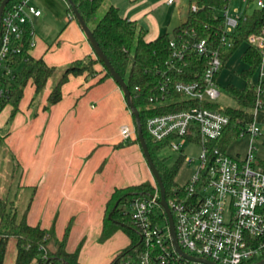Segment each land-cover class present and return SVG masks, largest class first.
Returning <instances> with one entry per match:
<instances>
[{
	"label": "crops",
	"instance_id": "1",
	"mask_svg": "<svg viewBox=\"0 0 264 264\" xmlns=\"http://www.w3.org/2000/svg\"><path fill=\"white\" fill-rule=\"evenodd\" d=\"M175 2L106 0L122 18L145 30L147 42L185 21L187 13L176 10ZM31 3L41 15L30 18L34 46L29 57L57 71L95 58L77 21L68 18L66 0ZM93 70L91 75L69 76L53 105H48V96L54 80L39 93L29 80L17 111L11 115L10 105L0 111V200L17 221L24 217L29 226L50 231L61 242L67 230L64 251L77 253L79 264H109L130 245L126 235L122 243L100 238L109 198L115 190L154 186L155 181L134 141L133 118L120 88L99 64ZM124 126L132 130L128 143L120 137Z\"/></svg>",
	"mask_w": 264,
	"mask_h": 264
},
{
	"label": "built area",
	"instance_id": "2",
	"mask_svg": "<svg viewBox=\"0 0 264 264\" xmlns=\"http://www.w3.org/2000/svg\"><path fill=\"white\" fill-rule=\"evenodd\" d=\"M220 12L223 32L220 48H229L233 35L246 14H238L232 1ZM248 4V0H243ZM175 0H165L172 5ZM255 9L264 12V0H253ZM247 9V7H245ZM192 12L197 8L192 5ZM237 13V14H234ZM41 11L31 0H20L10 8H4L0 18V103L8 96L5 81L14 77L12 59L21 54V41L30 18H37ZM68 18H72L68 14ZM33 32H29L28 51L33 48ZM195 32L184 31L169 41L168 67L181 72L186 65L188 49L206 63L198 82L177 81L161 85L158 94L149 98L152 106L167 103L169 92L181 100L215 103L219 97L217 77L222 60L219 51H208L205 39L195 38ZM247 48L256 49L261 57L259 77L254 86L257 97H264V20L259 32L250 34L243 41ZM27 51V52H28ZM181 67V68H180ZM1 109V108H0ZM262 111L258 98L252 121L246 123L238 138H248V147L240 157H231L218 147L229 117L224 108L193 107L166 114L154 115L145 120V130L151 141L182 154L184 145L199 147L197 158H185L187 163H196L194 172L183 186L173 187L166 204L170 211L179 249L189 258H183L173 248L166 215L159 205V192L147 196H133L127 204L129 215L138 242L115 264H203L199 259L213 264H254L264 254V168L256 157V141L263 142L264 130L256 123V113ZM262 124V123H261ZM263 125V124H262ZM264 126V125H263ZM132 130L120 129L123 142L130 140ZM184 159V156H182ZM162 216L164 219H161Z\"/></svg>",
	"mask_w": 264,
	"mask_h": 264
},
{
	"label": "trees",
	"instance_id": "3",
	"mask_svg": "<svg viewBox=\"0 0 264 264\" xmlns=\"http://www.w3.org/2000/svg\"><path fill=\"white\" fill-rule=\"evenodd\" d=\"M19 1L10 0L5 8L8 9ZM252 1L248 0L247 3L250 4ZM71 2L84 23L91 30L94 40L107 58L113 71L122 78L129 90L130 100L139 114L143 139L164 187L165 199L167 200L170 190L176 186L173 179L179 168V162L172 167H168L163 160L156 158V151L163 146L151 141L145 130V120L154 115L188 110L193 107L218 108L215 103L181 100L177 94L172 92L168 93L166 97L168 102L164 105L152 106L149 103V98L158 94L161 85L166 82V79L169 80V83H167L168 87H171L177 81L198 82L201 80V75L205 68L206 58L197 56L192 49L187 50L185 56L186 65L182 66L180 73H177V69L174 70L168 67L167 63L170 56L169 41L184 31H193L195 32L193 39L186 36L184 38L190 39V42H193L195 38L205 39L208 51L220 52L222 66L224 67L226 61L246 37L259 32L264 20V12L254 8L250 14H246L245 21L240 22L233 35L229 37L231 46L229 48H220L223 19L217 13L221 12L227 5L225 0H188V11L185 21L174 28L171 33H165L150 42L144 39L145 30L135 22L122 18L118 9L106 4V0H71ZM103 5H106L105 10L99 20L95 21L96 15ZM192 5L197 8L195 12L190 10ZM67 11L74 18L69 5ZM94 22V26H90ZM30 31L31 27L29 25L25 26V33L21 41L22 52L12 59L11 66L14 70V77L9 79V81H5L8 96L0 103V111L7 105L12 107L11 115L17 111L23 88L29 80L32 81L35 92L39 93L49 79L55 78L48 96V105H53L60 100L61 86L71 75L80 76L84 73L91 75L94 72V65L99 64L105 76L111 78L103 63L96 57L94 59L85 57L58 71L55 68L47 67L41 59L34 60L27 54ZM241 60L247 66V69L240 74L246 84L243 89L227 87L237 106L235 108H224V113L229 117V124L217 145L222 150L227 149V146L238 138L245 124L252 121L253 110L256 107L258 98L262 101V112H264V97H257L256 90L249 81L260 64V54L256 49L248 47L242 53ZM262 124L264 125V118ZM134 141L139 144L137 137H135ZM261 164L264 168V161ZM156 188L155 184L153 186L149 183H141L121 190H115L112 193L104 212V229L101 239L103 240L108 235L105 227L109 223H115L129 238L130 245L119 252L109 264H115L119 258L128 253L138 242V237L124 206L127 207L131 197H147ZM161 219H164V217L162 216ZM66 236L67 230L56 250H50L48 242L52 238V233L41 229L39 226H29L24 217L17 221L15 214L7 209V202L0 200V264L3 263L9 239L16 241L14 264H79L77 262V253L69 254L64 251ZM257 260H264V254Z\"/></svg>",
	"mask_w": 264,
	"mask_h": 264
},
{
	"label": "rangeland",
	"instance_id": "4",
	"mask_svg": "<svg viewBox=\"0 0 264 264\" xmlns=\"http://www.w3.org/2000/svg\"><path fill=\"white\" fill-rule=\"evenodd\" d=\"M150 1H159V0H150ZM231 4H232V8L237 9V13L241 15L250 14L255 7V4L253 1L250 4H245L243 0H235V1H232ZM105 7L106 5L105 6L103 5L99 9L96 15L95 21H98L99 18L102 16L105 10ZM245 7H247V9H245ZM174 8H176V10H181L182 14L187 13L188 0H176ZM158 13H159L158 16H161L163 14V11L159 10ZM237 13H234V14H237ZM217 14L220 15L221 13L218 12ZM94 24L95 22L91 23L90 26H94ZM246 47H247L246 44L243 43L236 48V50L232 53V55L229 57V59L224 64V67L221 69V72L219 73L217 77L219 97L215 100V104H217L218 107L235 108L237 106L235 100L229 94V89L227 87L230 86L235 89H243L246 84L245 80L240 75L242 71L247 69V66L241 60V55ZM258 77H259V69L257 68L249 80L253 86L257 84ZM53 80L55 81V78ZM263 118H264V112L259 111L256 113V117H255L256 123L259 127H261L262 130H264V126L261 124L263 121ZM131 126H133L132 122H131ZM134 138H135V135H134ZM258 139L255 142L256 148H257L255 155L260 160H264V144L263 142H261V140H258ZM184 146L185 147L182 150V154L172 152L167 147H162L159 150H157L155 153L156 158L159 160H163L165 165L168 167H172L175 164H177V162H179V168L173 179L175 185L177 186H183L188 181V179L190 178V176L192 175L196 167V163L189 164L187 163L185 158L196 159L200 151L199 147L196 144L187 143ZM247 147H248V138L246 137L236 138L227 146L226 153L231 157H236V156L242 157L245 154ZM182 156H184V159L183 158L180 159V157ZM124 209L127 210V207L124 206ZM73 221L70 222L69 229H70V226L73 225ZM103 229L104 227H102L100 238H101ZM105 229L107 230L108 235L103 240L114 238V241L117 243H120V242L122 243L123 240L127 241L125 234L122 232V230L118 228L117 224L109 223V225L105 227ZM59 242L61 241H59L55 236H53L51 240L48 242V248L52 251L56 250ZM100 243H104V242H100ZM15 254H16V241L14 239H9L7 242L4 264H12V262L15 259Z\"/></svg>",
	"mask_w": 264,
	"mask_h": 264
},
{
	"label": "water",
	"instance_id": "5",
	"mask_svg": "<svg viewBox=\"0 0 264 264\" xmlns=\"http://www.w3.org/2000/svg\"><path fill=\"white\" fill-rule=\"evenodd\" d=\"M10 0H2L0 3V18L1 15L4 11L5 6L7 5V3ZM67 4L69 5V7L71 8V11L73 13L74 19L77 21V23L79 24L82 32L84 33L86 39L88 40V42L90 43L94 55L96 58H98L104 65L105 69L110 73L112 80L118 85V87L120 88L126 106L131 114V116L133 117L134 120V131L136 133V137L138 139L139 142V146L140 149L142 151V155L145 159L146 165L150 171V173L152 174L154 181H155V185L158 188V192H159V205L162 207L166 218H167V223H168V230H169V234H170V239L172 242V246L174 248V250L181 255L183 258H189L186 255H184L182 253V251L179 249L177 241H176V237H175V231H174V226H173V221H172V217L170 214V211L167 207L166 201H165V194H164V187L161 183L160 177L153 165V161L152 158L150 157L148 150H147V146L145 144V141L143 139L142 133H141V126H140V119H139V114L137 109L134 107V105L132 104L131 100H130V93L129 90L127 89L126 84L124 83V81L122 80V78L115 72L113 71L112 67L110 66V63L108 62L107 58L104 56V54L102 53V51L100 50L98 44L96 43V41L94 40L91 30L88 28V26L84 23V21L82 20L81 16L78 14L76 8L73 6L71 0H66ZM190 260H195L192 258H189ZM199 261L203 264H213L211 262H208L206 260H196ZM254 264H264V260L254 263Z\"/></svg>",
	"mask_w": 264,
	"mask_h": 264
}]
</instances>
